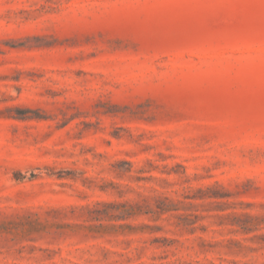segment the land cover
Listing matches in <instances>:
<instances>
[{"label":"rangeland","instance_id":"rangeland-1","mask_svg":"<svg viewBox=\"0 0 264 264\" xmlns=\"http://www.w3.org/2000/svg\"><path fill=\"white\" fill-rule=\"evenodd\" d=\"M0 264H264V0H0Z\"/></svg>","mask_w":264,"mask_h":264}]
</instances>
